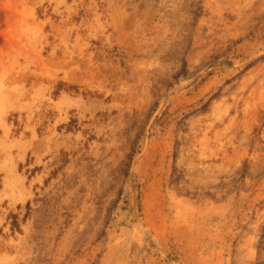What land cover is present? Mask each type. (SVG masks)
<instances>
[{"label": "rangeland", "instance_id": "374dc122", "mask_svg": "<svg viewBox=\"0 0 264 264\" xmlns=\"http://www.w3.org/2000/svg\"><path fill=\"white\" fill-rule=\"evenodd\" d=\"M0 264H264V0H0Z\"/></svg>", "mask_w": 264, "mask_h": 264}]
</instances>
